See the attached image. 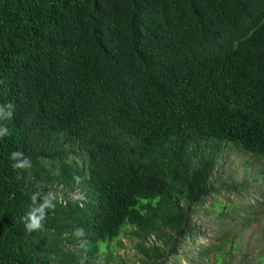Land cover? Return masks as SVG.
Wrapping results in <instances>:
<instances>
[{"label": "trees", "instance_id": "obj_1", "mask_svg": "<svg viewBox=\"0 0 264 264\" xmlns=\"http://www.w3.org/2000/svg\"><path fill=\"white\" fill-rule=\"evenodd\" d=\"M0 107V264H110L122 237L140 264H181L184 242L234 264L252 214L214 178L228 148L264 159V0H0Z\"/></svg>", "mask_w": 264, "mask_h": 264}, {"label": "rangeland", "instance_id": "obj_2", "mask_svg": "<svg viewBox=\"0 0 264 264\" xmlns=\"http://www.w3.org/2000/svg\"><path fill=\"white\" fill-rule=\"evenodd\" d=\"M222 162L223 164L216 171L214 182L216 181L217 184H220L221 181L227 180L237 185L242 183L245 186L237 191L232 190L231 194L225 188H222L221 192L226 198L220 197L219 201L225 204L229 202L240 204V208H238L240 216L248 213L252 214V224L249 227L235 231L237 236L234 237L235 241L232 247L235 264L243 254L250 253L254 257L264 249V159L260 160L250 155H245L241 151L228 148ZM72 196L75 197V194H72ZM213 212L216 213V209ZM214 213L212 216L215 215ZM199 214L195 222L198 228L201 229L202 236L195 242V246L198 247L200 244L209 246L212 242H215L214 229H208V225H204L208 222L207 219L205 220V211L202 210ZM153 241L151 238L148 243L151 245ZM120 243L123 246H120ZM136 244L137 240L133 241L125 237H122L120 241L114 242L115 255L110 264H140L141 255L138 254L135 248ZM185 251L187 255H184ZM180 252L181 255L178 261L181 264H204L201 261L193 262L188 260V258L195 256L198 251L195 247H189L186 242H184V247L181 248ZM91 264H106V258L98 257L96 260L91 261ZM168 264L175 263L172 261ZM256 264H264V261L261 260L256 262Z\"/></svg>", "mask_w": 264, "mask_h": 264}, {"label": "clouds", "instance_id": "obj_3", "mask_svg": "<svg viewBox=\"0 0 264 264\" xmlns=\"http://www.w3.org/2000/svg\"><path fill=\"white\" fill-rule=\"evenodd\" d=\"M7 109H10L12 106L7 105ZM10 113L5 110V107H0V117L7 116ZM8 134V129L0 127V136H4ZM11 159L15 161L13 164L14 168H30L31 167V161L23 156V153L21 152H13L11 154ZM33 201L36 200V195L34 194L32 197ZM54 205L52 204L50 199H45L42 201V203L34 208L32 211L27 213V215L24 218V226L27 231L32 232L35 230H38L42 227V221L44 219V209H51Z\"/></svg>", "mask_w": 264, "mask_h": 264}]
</instances>
